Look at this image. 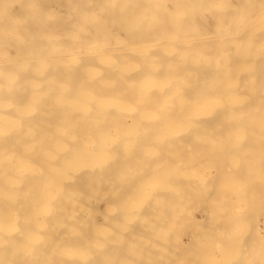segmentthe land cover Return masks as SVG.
Returning a JSON list of instances; mask_svg holds the SVG:
<instances>
[{"label": "bare ground", "instance_id": "obj_1", "mask_svg": "<svg viewBox=\"0 0 264 264\" xmlns=\"http://www.w3.org/2000/svg\"><path fill=\"white\" fill-rule=\"evenodd\" d=\"M243 10L241 12H243ZM260 10L250 15L248 14V18H246V20L244 21L237 20L238 27H233L234 29L232 28V26H234L236 23H230L229 26L232 29H230L229 32L222 31L219 33H210L207 29V32L205 31L204 35H200L199 37L180 36L173 39L164 37L162 39H156L154 42L151 41L155 45V48L154 46L152 47L154 50L152 49V51H149L148 45V50H146L149 52L147 54L143 53L147 56L145 57L147 58V61L145 60L144 56L142 57L143 60H140L141 58H138L139 56L136 53L138 49L143 50L146 48L147 45L142 46L141 43H138L139 45L141 44V46H135V44H133V47L132 44H130L131 48L129 49H126V46H99L96 44L95 46L89 47V49L94 51L88 52L90 56L92 55L91 57H89L88 54V58H85L83 56L85 54L83 53L91 50H85L83 47H77L78 49H74L73 52H70L66 55L57 54V56L55 55L56 57L53 55L54 58H50L49 56L42 53L41 55H38L36 53L32 56L20 55L22 57L20 60H15V58L14 60H12L10 58H7L6 56L4 59H1L4 60V62L2 61L3 63L0 64V264H113V257L117 258V264H152L153 260L152 262L150 260L153 258H151V256H153L152 254H150V258L147 256L150 260H148L150 263L148 261L146 262V260H143L146 256V252L143 255V248L147 249V247L145 246H132L128 249V254L130 253L132 256L133 254L139 255H134V257H138V259H140L141 261H137L136 258V260L133 259L132 257H130L131 255L128 254H125V256L127 255L125 259L123 257L124 255L121 257L117 256V254H113L115 256H112L111 253L113 251H116L117 249V251L120 250L119 248H115L120 245L118 244L119 242L116 243V245H118L115 247L113 246L114 243H111L113 241L112 235L116 237V235H114L113 233H117L118 231V229L116 231V228H112L115 225V218H111L113 221H111V224L109 223V225H113L111 228L113 230L115 229L114 232L110 230L112 235L107 234L111 237L108 236V238H106L107 236L103 232L104 238L102 237L103 240L100 241L101 246H98V242L101 238L99 239V234L97 235V231L91 223L95 214V212L93 214L92 211L93 205H84L82 203V196L85 197V193L90 192L91 196L94 195L97 199L96 202L103 199L110 204L115 201L119 204H123L122 206L119 205L122 212H124L121 213V215L124 214V216H127L128 210L130 209L129 202H131L132 199L140 197L144 194H152V200L144 197V195L141 202L144 201L146 202V204H148L155 201L154 204H156L157 206L154 204H144L143 206V203H139L143 206L140 207V210L144 211L140 214V216H138V218L141 220V222L143 221V223L145 219H149V217H147L148 215H146L147 210L150 211L153 209H157L160 211L161 209H165V212L166 210H170L172 212L173 216H171L173 218H178L177 211H179V209H183V211L184 209H189V211H186L187 214H189L192 206L189 207L185 206L186 204H182L186 202L190 203V201L195 198L194 195L196 193L200 194V192L198 191L200 189L194 191L193 188L195 189V187H192V175L193 173H195V171L193 170V158L196 154V157L198 155L200 156V158L203 156V160H207L204 169H206L211 176H213L214 173L213 169H218V173L220 172L219 176L221 175V178H219L217 173L216 177L218 179H223L222 181H225L226 177L228 179H231L227 182H230L228 186L229 188L227 187L229 190L226 188V185L225 188L227 189V191H221L219 189V192L221 191V193H229L230 195L233 194L234 196H236L235 200L233 201L234 205L232 204L231 207H222L221 205V208L219 210L220 213L218 214L224 215L229 210L228 217L225 216L226 218H224V216L222 215L218 216L223 217L222 222H225L223 224L225 226L226 224H229L231 228L233 226L240 227V225L242 226L243 224L246 228L248 226L250 227L251 225H253L254 227L255 224L258 225V223L252 224L256 222V220L254 221V219L252 218V220H250L249 215H251L253 212L251 211V214L249 212L251 209L253 210L254 207L250 206L252 203H247L249 202V199H244L245 207H247V212L243 210L241 211L242 207H240V205L238 206L237 203L241 202V195L243 193H246V195L248 196L249 193L247 194V189L250 188H247L248 185L245 186L243 184L245 186V189L242 186L241 187L243 189H239V181L242 180L248 183L247 180L249 179L252 180V182L249 184H252L253 182L256 183V181H253L252 178L255 179L258 174L255 175L256 177H253L254 175H252L251 179L250 175L253 174L252 172L254 169L259 170V168L264 163V9ZM14 12H17V10ZM177 12L179 11L177 10ZM90 13L91 12H89V14ZM205 22L207 24L206 20ZM195 32L197 31L195 30ZM33 33L36 35L35 32ZM188 34L189 33H187V35ZM225 41H228L229 43H225ZM146 43L148 42H145L144 45ZM128 50H136L133 53H136L135 56L137 57V59L131 55L133 54L131 51L130 54H127L129 52ZM74 55V58H76V56L79 58V55H82L80 59L84 58L79 62L78 60H76L78 63V65H76L78 67H81V69L82 67L86 69L89 65L92 64L94 66V63L96 62L91 63V61L93 60L105 62L107 66L98 62V64H95V66H99V64H101L102 68H105L103 66H106L105 69L108 76L105 74V71H102V77L99 76L101 75L100 73L98 75V77L100 78L97 77L98 81L96 79L95 81L97 82H95L92 78H96V76H93L89 79L85 78L87 76H83L84 74H86V72L82 71L84 69L79 70V68L76 67V69H71H75L74 71L70 70V72L65 68L64 64H61L59 68H56V66L58 67V63L60 64L64 60L69 62L68 60L72 59ZM129 55H131V57L137 62H140V64H142L141 61H143L144 63L148 62L146 64V67L143 64L142 65L144 68H135L136 65L134 67L129 66V57H127ZM85 56H87V54ZM124 57H126L127 60L123 59ZM86 59H88V61H86ZM5 60H7L6 63ZM70 63L68 65H66V63L65 65L74 66L72 62ZM62 65L64 66V69L61 67ZM147 65L152 66L154 69L146 71L145 68L148 67ZM108 71H111V76L108 74ZM113 73L115 74L113 75ZM82 77H84L85 80ZM108 79H110L112 83H110L111 85L108 87V89H103L104 91L107 90L108 92L101 93L103 91L101 89V86L104 84L106 85V81ZM85 83H88V86H86ZM98 83L100 84V86L98 85ZM228 84H232L236 92L234 90V92L232 93L231 91L233 90L231 89L233 88L232 86L230 88V85ZM137 88L143 89V91H139V94L142 96L136 94ZM99 89L100 91H102L96 92ZM110 90L111 94L116 91L117 94H121V91H124L126 95L130 96L131 98H135V96L137 98L141 97L142 100L139 99L141 101L138 100L139 102H137L138 105H141L139 107L136 105V103H134L135 101H133L136 98L133 100H131L130 97L126 98H129L128 100L130 101V105L133 103L134 107L136 105L140 109H138L137 107L136 109H134L133 106H130L129 103H127L129 107L133 108H130L131 111L136 110L135 112L132 111V114L128 113L129 107H126L125 105L126 99L125 101H123V103L119 102V100L118 102H116V97H118L119 99L123 97V95L122 97H119L121 95L118 96L116 93H114L116 94V96H111L110 94L111 97L109 98L111 99L112 97H115L113 100H116V103L113 100V102L111 100L109 102L107 100L108 97H105L107 101L98 100V97H104L105 95H107V93L109 94ZM228 90L230 92H227ZM125 93L123 94L126 97ZM83 97L87 99H96L97 97L98 99L97 101H85L82 99ZM183 98H185V100H183ZM99 104H101V106H98ZM110 105L114 107H110ZM123 105L125 109H122ZM126 108H128L127 112ZM52 130H54V133ZM55 132H57V135L59 133L60 134L57 136ZM178 148L186 149V153L177 156L180 157V160L185 161L184 164H182L184 166V173L182 174L183 178L178 176L179 173L177 171V168L179 167L176 164L177 161L172 162L171 159L175 157L174 151ZM209 150L214 151V153L210 151L211 153H213L212 155H214V157L219 155V158H216H222V160H225V156H223V158L222 155H226L228 153V155H230L226 157L228 158L231 155L234 156L236 163L228 165V162L231 163V161H228L229 158L228 160L226 158L228 162L226 161L227 163H223L227 165V167H225L224 165L219 167L218 165L222 164V160L220 164H217V159L216 162L213 160L209 161V157L211 156L206 153ZM241 150L244 151L242 152ZM15 151H19L16 154L14 153L15 158L17 157V163L10 160L11 157L14 156L13 152ZM10 155L11 157L9 159L8 156ZM129 155L134 157L132 161H135V159L139 161V166L138 162L135 161V163H137L136 166L139 168V172H137L136 175H126L124 172V170L128 169V167L126 166L127 161L131 160V156ZM232 156L230 158H232ZM243 158H249L253 160L251 162V160L247 159V172L242 169L243 167L245 169L244 165H246L241 162ZM249 161L252 164L255 161V164L251 166L252 168L248 166L250 165ZM130 163L132 162L130 161ZM199 163L203 162L199 159ZM260 164L261 166L258 167ZM200 166L202 167L203 165ZM232 166L235 169H233ZM133 170L130 171L133 172ZM242 170L245 172H243ZM256 170H254V172ZM256 173L258 172H255V174ZM261 174H264V172ZM202 175L199 174L200 177ZM243 177H245V180H243ZM43 178H47L46 182H50V184H52L54 188L51 189V187L49 186H45V189H43L42 187V190H40L41 188H37V191L36 189L34 191V194L35 192L37 194H35L36 196H34V194H31V192L34 190L33 186L38 185L36 182L40 180L41 182L38 183L40 185L41 183L42 185H45L43 184ZM116 178H118L117 182L119 181L121 186L120 184L115 185V183L113 182V180ZM218 179L217 181H220L221 183L222 181ZM233 180H235L234 182H237L236 186H233ZM262 181L263 180H261L260 182ZM214 182L215 181L213 180V183L210 182L211 184H207L212 185L214 184ZM216 182L215 184H217ZM198 183L200 184V182ZM224 184H226V182ZM259 184L260 183H258V185ZM149 186H151L153 189L157 188V190H147V187ZM215 186L216 185H214V187ZM261 186L262 184L260 185V187ZM98 188L100 189L98 190ZM202 188H204V186ZM148 189H150V187ZM255 189L256 187L254 186V190ZM251 190L252 189H250L249 191L252 194L253 190ZM193 191L195 193L194 195H192L194 196L193 199H191L190 195L193 193ZM205 192L203 193V190L201 191L202 194H205ZM208 192L209 195L213 192L214 196H218L221 194L218 193V191L216 192L213 188H211V190H209ZM215 192L218 194H216ZM262 192L264 193V190ZM213 193L211 194V196L213 195ZM28 194H31L33 197L27 199V196H29ZM176 194H178V196H181V198H184V202L181 199H177L176 196L174 198V195ZM197 194L196 196H199V199L203 197L202 194L201 198L200 195ZM206 194L208 195V193ZM251 194H249V197H251L252 199V196L256 195L257 193H253V195ZM87 195L86 197L88 198ZM217 196L215 198H219L220 200V197ZM90 197L88 198V200H91L92 197ZM260 197L262 196L260 195ZM253 198L257 197L255 196ZM175 200H179V202H174ZM213 200L211 202L212 204ZM219 200H217L218 206L216 205L218 208ZM196 201L197 200H195V202ZM206 201L210 202V200ZM94 203L92 202V204ZM161 203H164L165 205L158 206V204ZM175 203H179L180 205H176ZM197 203H199V201H197ZM193 204H195L194 206H196V203L193 202ZM202 204L204 205L200 204L198 207H196L198 210V214L197 216H195V218L198 220L212 218L209 224L212 225L213 222V227H216L214 226V224H216V221L214 220H218L219 218L215 217L213 219L214 216L210 218L209 211H216L217 208L215 207V210L213 208V205L208 206V203L206 202H202ZM228 204L229 203H227L226 205L228 206ZM255 204V208L258 207ZM119 206H116V208L118 207L119 209ZM245 207L244 209H246ZM249 207H251L250 210ZM116 208L114 207V209ZM262 209L264 208L262 207ZM106 212L108 214V211ZM112 213L113 212L109 211V214ZM133 213L134 212H132V215L135 214ZM262 214L264 213L262 212ZM112 215L116 216L115 221L117 220V223L121 222V220L118 221L121 217L122 220L125 221L124 216L120 217L119 213L118 215L115 213ZM132 215L131 217H134ZM253 215H256V213L252 214L251 217ZM107 216L108 215H106V217ZM117 216H119V219ZM172 217H169L168 219H172ZM138 218L135 220H139ZM163 220L165 219H162V221ZM180 220H177V223ZM220 220L219 223H222L220 222ZM95 222L97 223V221ZM137 222L141 223L139 221ZM133 224L134 225L130 223V225L135 228V221L133 222ZM191 224L193 225L194 223ZM196 224H199L198 221ZM118 225L116 224V227H119ZM123 225H126V223L124 224L123 222ZM139 225L140 224H138V226ZM179 225L180 224H177V229L180 228ZM163 226H165V224ZM181 226L183 227V223ZM152 227H154L155 229V226ZM199 227L201 228L202 226L199 224ZM129 228H127V230H129ZM185 228L187 229V227ZM209 228L210 227H208V229ZM246 228L244 232L250 236V234H248L249 228ZM122 229H119V231H124ZM135 229H139H137V225ZM208 229L205 228L204 230L206 232L204 231V233L212 231L210 229L208 231ZM239 229L240 228H238V232ZM140 230L138 231L139 233ZM173 230H175V228L172 229V231ZM179 230L181 231L182 228ZM225 230V227L222 226L221 232ZM247 230L248 232H246ZM187 231L188 230H186L185 233ZM240 231H242V229ZM250 231L253 232L251 230V227ZM244 232H242V234L245 235ZM167 233L170 234L169 230ZM190 233L193 232L190 231ZM100 234L102 235L101 232ZM123 234H121V237ZM130 234L131 232L129 233V238L131 240V238H133L134 236H131ZM140 234L142 236V233ZM224 234L226 233L224 232L223 235ZM150 235H152V232H150ZM181 236L180 238L183 239L184 237L182 238ZM240 237L241 236H239L237 240L235 239L236 242ZM158 238H160V236ZM244 238L247 239L248 236H245ZM256 238L257 237H255V240L254 238L251 240H253L254 242L258 241L259 239L261 240V238H259L258 240H256ZM230 239L228 240L232 243L233 240ZM242 239L243 238H240V241L238 243H241ZM245 239L242 242L246 241ZM191 240H193V238ZM225 240H227V238H222V240H220L222 241V243L218 247H222L221 252H223L224 249H226V251H229V249L232 250V246H227V242H224ZM164 241L167 242V240ZM179 241L181 240L179 239ZM208 241H206V243ZM247 241L250 242L249 239H247ZM247 241L246 244H244L245 242L242 244L241 249L239 247L241 251H244L243 245L246 246L245 249H247L249 245L252 246L253 243L249 244L247 243ZM151 243L154 244L153 241ZM164 243L165 242H163L162 244ZM231 243L228 244L231 245ZM202 244H204V242ZM232 244H235V242ZM237 244H235V246H237ZM192 245L193 244H191V246ZM157 246H159V243ZM174 246L177 247L178 245L176 244ZM188 246L189 244L187 245V247ZM225 246L230 248L227 249L225 248ZM252 247L249 248L253 249L255 248V245L253 248ZM123 248L121 247L122 250ZM150 248L148 247L149 250ZM172 248L171 251L174 250L176 254L177 252L175 248ZM198 248L200 249V246H198ZM177 249L179 250V248ZM236 249L238 248H235V250ZM161 250L164 251L162 248ZM167 251L169 254H171V252H169L170 249L166 250V252ZM161 252H157L159 256L160 254H162ZM236 252H232L231 254H236ZM147 253H150V251ZM168 253H166V256ZM182 253H180V255ZM238 253L236 255L239 256ZM189 254L191 253H188V255ZM252 254H247L245 256L251 258L252 261L254 259L256 260L257 257H264V255H260V253L254 255ZM186 255H184V257H186ZM212 255L213 254L208 256ZM159 256L157 255V257ZM162 256L166 257L165 254ZM212 257H215V255H213ZM231 258L232 257H230V261L232 260ZM198 259L199 258L197 255V257L194 258L195 261H193L195 263H198ZM222 259L223 260L221 261L225 263V260H227L228 258L226 259L222 257ZM251 259H248V261H251ZM155 260L154 263H156ZM170 260L169 262H173V259L171 261ZM236 261L237 260H232V262ZM254 261L250 262V264H258L257 261ZM167 262H165V264H167ZM232 262L229 263L232 264ZM237 262L239 263L236 264L242 263V261ZM218 263L219 262H217V264ZM198 264H200V262Z\"/></svg>", "mask_w": 264, "mask_h": 264}, {"label": "rangeland", "instance_id": "obj_2", "mask_svg": "<svg viewBox=\"0 0 264 264\" xmlns=\"http://www.w3.org/2000/svg\"><path fill=\"white\" fill-rule=\"evenodd\" d=\"M230 3H228V2ZM262 1V2H261ZM81 2H83V3H81ZM88 2V3H87ZM232 2V3H231ZM60 3V4H59ZM252 3V4H251ZM22 4H23V6L25 7H23L22 6ZM232 4V5H231ZM238 4V5H237ZM100 5V6H99ZM181 5V6H180ZM234 5V6H233ZM101 6H102V8H101ZM116 6V7H115ZM222 6V7H221ZM239 8H238V7ZM246 6H248V7H246ZM250 6V7H249ZM230 7V8H229ZM23 8V9H22ZM68 8V9H67ZM247 8V9H246ZM238 9V10H237ZM244 9V10H243ZM260 9H264V0H82V1H80V0H44V2H43V0H0V34H4V35H0V64L1 63H3L4 62V60H1V59H4L5 58V56L7 57V58H10V59H12V60H14V58H15V60H20L22 57L21 56H32V55H34V54H40L41 55V53L42 54H45V55H47V56H49L50 58H52L53 57V55L55 56H57V54H59V55H66V54H68V53H70V52H73L74 51V49H78L79 47H83L85 50H91V49H89V47L90 46H95L96 44L97 45H99V46H108V45H110V46H126L125 48L126 49H129V48H131V46H130V44H132V47H133V44H135V46H141V44H142V46H146V48L145 49H143V50H146L147 49V47H148V45H149V47H148V49H149V51H152V47L154 46V48H155V45L151 42V41H155L156 39H162V38H171V39H173V38H178V37H180V36H195V37H199L200 35H204V33H205V31L207 32V29H208V32H215V33H219V32H222V31H226V32H229V30L230 29H232L233 27L234 28H236V27H238L237 25H238V21L240 20V21H244V20H246V18H248V14L250 15V14H252V13H255L256 11H259ZM17 10V12H14V11H16ZM19 10V11H18ZM177 10L179 11V12H177ZM233 10V11H232ZM236 10V11H235ZM243 10V12H241ZM91 12L90 14H92V15H90L89 14V12ZM182 13H181V12ZM246 11V12H245ZM261 11V10H260ZM24 12V13H23ZM73 12V13H72ZM240 12H241V14H240ZM244 12H245V15H244ZM240 14V15H239ZM52 15V16H51ZM73 15V16H72ZM129 15V16H128ZM188 15V16H187ZM20 16V17H19ZM74 17V18H73ZM7 18V19H6ZM30 20H29V19ZM53 18V19H52ZM58 18V19H57ZM61 20H60V19ZM196 18V19H195ZM239 18V19H238ZM9 19V20H8ZM56 19V20H55ZM96 19V20H95ZM204 19V20H203ZM205 20L207 21V24H206V22H205ZM238 20V21H237ZM3 21V22H2ZM60 21V22H59ZM145 21V22H144ZM67 22V23H66ZM8 23V24H7ZM217 23V24H216ZM230 23H236L234 26H232V28H230V26H229V24ZM186 24V25H185ZM119 25H121V26H119ZM171 29H170V28ZM183 27H184V29H183ZM195 28V29H193V28ZM199 27V28H198ZM59 28V29H58ZM191 28V29H190ZM201 28H202V30H201ZM204 28V29H203ZM206 28V29H205ZM233 28V29H234ZM181 29H182V31H181ZM199 31H198V30ZM210 29H211V31H210ZM57 30V31H56ZM58 30H60V31H58ZM193 30H194V32H193ZM195 30L197 31V32H195ZM13 31V32H12ZM51 31V32H50ZM62 31V32H61ZM179 31H181V32H179ZM29 32V33H28ZM33 32H35L36 33V35L33 33ZM189 33L188 35H187V33ZM192 32V33H191ZM37 33H38V35H37ZM48 33V34H47ZM198 33V34H197ZM5 34H7V35H5ZM9 34V35H8ZM21 34V35H20ZM24 34V35H23ZM25 34H27V35H25ZM30 36H29V35ZM33 34V35H32ZM128 34V35H127ZM138 35V36H137ZM154 35V36H153ZM164 35V36H163ZM8 36V37H7ZM148 36V37H147ZM152 36V37H151ZM22 37V38H21ZM61 37V38H60ZM64 37V38H63ZM68 39H67V38ZM5 38V39H4ZM24 38V39H23ZM142 38V39H141ZM144 38H145V40H144ZM70 40V41H69ZM72 40V41H71ZM122 40V41H121ZM133 40V41H132ZM137 40V41H136ZM131 41V42H130ZM34 42V43H33ZM122 42V43H121ZM126 42V43H125ZM143 42V43H142ZM145 42H148V43H146L145 45H144V43ZM7 43H8V45H7ZM51 43V44H50ZM62 43V44H61ZM64 43V44H63ZM138 43H141L140 45L138 44ZM225 43H229L228 41H225ZM224 43V44H225ZM12 44V45H11ZM22 46H21V45ZM33 45H35V46H33ZM59 45V46H58ZM75 45H76V47H75ZM152 45V46H151ZM130 46V47H129ZM4 47V48H3ZM36 47V48H35ZM78 47V48H77ZM128 47V48H127ZM3 48V49H2ZM9 48H11V49H9ZM13 48V49H12ZM26 48V49H25ZM147 49V50H148ZM10 50V51H9ZM14 50V51H13ZM19 50V51H18ZM142 50V49H141ZM141 50H137V55L139 56L138 58H141L140 60H143L142 59V57L144 56V58L145 57H147L146 55H144L145 53L147 54L149 51H141ZM154 50V49H153ZM36 51V52H35ZM41 51V52H40ZM47 51V52H46ZM50 51V52H49ZM94 50H91V51H86L85 53H83V54H87V56H85V55H83L82 53V55L86 58H88V52H93ZM129 52L127 53V54H130L131 52L133 53V52H135L136 50H134V51H132V50H128ZM131 51V52H130ZM156 51V50H155ZM3 52V53H2ZM17 52V53H16ZM19 52V53H18ZM25 54H24V53ZM127 52V51H126ZM10 53H12V54H10ZM55 53V54H54ZM136 53H133V54H131L132 56H134V58H136L137 59V57L135 56L136 55ZM144 53V54H143ZM6 54H8V55H6ZM29 54V55H28ZM162 54V53H161ZM21 55V56H20ZM44 55V56H45ZM82 55H79L80 57L82 56ZM131 55H129V56H127V57H129V66H132V67H134L135 65V68L137 67V68H139V67H143V65H145V67H146V64L148 63H144L143 61H141L142 62V64H140V62H137L135 59H133L132 57H131ZM142 55V56H141ZM4 56V57H3ZM55 56V57H56ZM92 56V55H91ZM90 56V54H89V57H91ZM75 57V55L72 57V59H70V60H68L69 62H67L66 60H64L62 63H58V67L56 66V68H59L60 67V65L61 64H64V66H65V68L67 69V70H71V69H73V68H75L76 69V67L77 68H79V70L81 69V67H78L77 65H78V63H77V61L76 60H78V62L79 61H81L82 59H84V58H82V59H80V57L78 58L77 56H76V58H74ZM111 57V56H110ZM131 57V58H130ZM17 58V59H16ZM54 58V57H53ZM90 59V58H89ZM108 59H112V58H108ZM123 59H125V60H127L126 59V57H124ZM130 59H131V61H130ZM145 60L147 61V58H145ZM3 61V62H2ZM86 61H88V59H86ZM91 61V60H90ZM7 62V60H5V63ZM70 62H72V64H74V66H72V68H71V66L69 67V66H66V65H68ZM75 62V63H74ZM92 62H96V63H94V66H93V64L92 65H89L86 69L85 68H83L82 67V69H84V70H82V71H84V72H86V74H84L83 76L85 77V76H87V77H85L86 79H89V78H92L93 76H96V78H92V79H94L93 81H95L96 79H97V77H98V75L101 73V75H99L100 77H102V71L104 72H106V66H107V64H105V62H102V61H98V60H93V61H91V63ZM102 63V64H105L106 66H103V67H105V68H102L101 67V64H99V66H95V64L97 65L98 63ZM67 63V64H66ZM90 63V64H91ZM131 63V64H130ZM66 64V65H65ZM71 64V63H70ZM77 64V65H76ZM140 65V66H139ZM142 65V66H141ZM63 65L61 66L62 68L64 67ZM148 67H150V68H145V70L147 71V70H151V69H154L152 66H150V65H147ZM68 67V68H67ZM92 68H93V70H92ZM102 70H101V69ZM144 68V67H143ZM64 69V68H63ZM74 69V70H75ZM87 69H88V71H87ZM97 69V70H96ZM74 70H71V71H74ZM134 70V69H133ZM141 70H143V69H141ZM66 71V70H65ZM70 71V72H71ZM68 72V71H67ZM93 72V73H92ZM109 73V75L111 76V71H108ZM97 74V75H96ZM106 75H107V72L105 73ZM115 73H113V75H114ZM106 75H104V76H106ZM112 75V76H113ZM108 76V75H107ZM84 77H82L84 80H85V78ZM100 77H98V78H100ZM109 78V77H108ZM97 81H98V79H97ZM97 81H95V82H97ZM110 83H112V81H110V79H108L107 81H106V85L104 84V85H102L101 86V89L103 90H105V89H108V87L111 85ZM86 84V83H85ZM88 84V83H87ZM86 84V86H88ZM108 84V85H107ZM98 85L100 86V84L98 83ZM185 85V84H184ZM228 85H230V88H231V86H232V84H228ZM104 86H107V87H104ZM104 87V88H103ZM153 88H155V87H153ZM153 88H152V90H153ZM229 88V89H230ZM232 88H233V86H232ZM142 88H137V93L136 94H138L139 96H142V95H140L139 94V91H143V89L141 90ZM101 90V91H102ZM100 91V89L98 90V91H96V92H101V93H106V92H108L107 90L106 91ZM231 90H233V91H231L232 93L234 92V88L233 89H231ZM135 91V90H134ZM113 92V91H112ZM119 92V91H118ZM125 93L124 91H121V94L119 93V94H117V91L116 92H113V94H111V90H110V92H109V94L107 93V95H105L104 97H101V99H100V97H96V99L95 98H85V97H83L82 99L83 100H85V101H97V99L100 101V100H104V101H109L110 102V100L112 101L115 97H112L111 99H109L112 95H115L116 96V94L119 96V95H121V96H119V97H122V95H123V97L121 98V99H119L118 97H116L115 99L117 100H113L114 102L116 101V102H118V100H119V102H121V103H123V101H125V99L127 98V97H130V96H127L126 95V93H125V95H126V97L124 96V94L123 93ZM191 92V91H190ZM196 92H198V91H196ZM227 92H230L229 90L227 91ZM235 92H236V90H235ZM114 93H116V94H114ZM130 93V92H129ZM133 93V92H132ZM110 94H111V96H110ZM134 94H135V92H134ZM105 97L107 98L108 97V99L106 100L105 99ZM104 98V99H103ZM131 98V97H130ZM136 98V99H135ZM135 98L134 97H132L131 98V100H133V99H135V100H133V101H135L134 103H136V105L139 107V106H141V105H138V103L137 102H139V101H141L142 99H141V97L140 98H137L136 96H135ZM129 99V98H128ZM128 99H126V101H125V105H126V107H129L128 105H127V103H129V105H130V101L128 100ZM139 99H141V100H139ZM139 100V101H138ZM183 100H185V98H183ZM101 101V102H102ZM112 101V102H113ZM127 101H129V102H127ZM115 102V103H116ZM120 103V104H121ZM132 103V102H131ZM102 104V103H101ZM101 104H99L98 106H101ZM122 105V104H121ZM120 105V106H121ZM135 105V107L133 106V103L130 105V106H133V108L134 109H136V106ZM110 107H114V106H112V105H110ZM137 107V108H138ZM54 108V107H53ZM59 108V107H58ZM130 108L131 107H129V112L128 113H130V114H132L133 112L132 111H134V110H130ZM133 108H131V109H133ZM122 109H125L124 108V105H123V108ZM127 110H126V112L128 111V108H126ZM138 109H140V108H138ZM131 111V112H130ZM136 111V110H135ZM134 111V112H135ZM126 115H129V114H126ZM74 126H77V125H74ZM53 131V133H54V130H52ZM56 133V135H57V132H55ZM59 133V132H58ZM60 134V133H59ZM58 134V135H59ZM57 135V136H58ZM54 136H55V134H54ZM251 140V139H250ZM248 141V140H247ZM178 150V151H177ZM185 150L186 149H183V148H178V149H176L175 151H174V153H175V157H177V156H179V155H181V154H183V153H186L185 152ZM207 151V150H206ZM205 151V152H206ZM211 150H209L208 152H206L209 156H211V157H209V161L210 160H213V161H217V164H220L221 163V160H222V158H220V159H217V158H219V155L218 156H215L214 157V155H212L213 153H214V151H211V152H213V153H211L210 152ZM242 152L244 151V150H241ZM19 152V151H18ZM18 152H13V154L15 153H18ZM11 153V152H10ZM210 153H211V155H210ZM225 153H227V152H225ZM245 153V152H244ZM12 154V155H13ZM15 154H14V156L13 157H11V155L10 156H8V158L10 159V157H11V161H15L16 163H17V157L15 158ZM197 155V154H196ZM196 155H195V157L193 158V160H194V171H195V173H193V175H192V187H195V189L193 188V190L194 191H197L198 189H200V190H198L199 192H200V194H197V195H200V198L202 197L201 196V191L203 190V193L205 192V194H202L203 195V197L201 198V199H199L197 196H196V194L194 195V191H193V193L190 195V198L191 199H193V197L195 196V198L193 199V200H191L190 201V203H188V202H186V203H183L182 205H185V206H189V207H191L192 206V209L190 210V213L189 214H187V212L186 211H189V209H184V211H183V209H179V211H177V217L178 218H173L172 216V212L170 211V210H166V212H165V209H161L160 211L159 210H157V209H153V210H147V214L146 215H148L147 217H149V219H145V221H144V223H143V221L141 222V220L138 218V216H140V214L141 213H143V211L142 210H140L141 208L140 207H143L144 206V204L145 205H149V204H154L155 203V201H153L152 203H148V204H146V202H141L142 201V197L144 196V197H146V198H149V200H152L153 198H151L152 197V194H144V195H141L140 197H136V198H134V199H132L131 200V202H129V206H130V209L128 210V214H127V216H124V214H122L121 215V213H124V212H122V210H121V207L119 206V205H123V204H119L118 202H112L111 204L110 203H107L105 200H100V201H98V202H96V198H95V196L94 195H92L91 196V194H90V192L89 193H85V197H83L82 196V203L84 204V205H93V208H92V211H93V214H94V212H95V214H94V218H93V220L91 221V223H92V225L95 227V229H96V231H97V235H98V237H99V245L98 246H101V242L100 241H102L103 239H102V237H103V232H104V234H106V238H108V236H110V235H112V233H111V231H113L114 232V230L112 229V228H116V231H117V229H118V231H117V233H113L114 235H116V237L115 236H113L112 235V239H113V241L111 242V243H114L113 244V246L115 247V246H117L118 244H120L119 246H117V247H115V248H119L120 250L119 251H113L111 254H112V256H115V255H113V254H117V256H123L124 257V259H125V257H127V255L125 256V254H128V249L130 248V247H140V246H145V247H147V249H148V247L150 248V250L148 249V251H147V249L145 248H143V250H144V252H143V255L145 254V252H146V256L144 257V259L143 260H146V262L149 260V256H151L150 254H152L153 256H151V258L152 259H150L151 260V262H152V260H153V262H152V264H161V262H162V264H165V262H167V264H169V263H171V264H196L194 261L197 259H195L194 260V258L195 257H197V255H198V260L197 261H199L200 262V264H217V262H219V263H221V264H225L227 261V263L226 264H231V263H229V262H232V260L233 261H235V260H237V261H242V263H240V264H250V262H253L252 261V259L251 258H248V257H246L245 255H247V254H249V255H251L253 252V254L252 255H254V254H259L260 253V255L261 254H263L264 255V214H262V212L264 213V209H262V207L264 208V193L262 192L263 190H264V174H261V173H263L264 172V167H263V165H264V163L262 164V166H261V164L258 166V167H260V168H262V169H260L259 168V170H256V169H254V170H256L255 172H258V173H256L255 174V172H254V170H253V174H251L250 176V179L252 178V175H254L253 177H256L255 175H257V177L254 179V178H252L253 179V181H256V183L255 182H253L252 184H249V183H251L252 182V180H247V182L248 183H246V181H242V180H240L239 181V189H241L242 187L245 189V186L246 185H248L247 186V188L248 187H250V188H246L247 189V194L249 193V194H251V192L249 191L250 189H252L253 191H256V192H253L252 190V194L251 195H253V193L255 194V193H257L256 195H254V196H252V199H251V197H249V194H248V196L246 195V193H243L242 195H241V197H242V199H241V202L240 203H237L238 204V206L240 205V207H242L241 208V211L243 210V211H245V212H247L246 210H247V207H245V201H244V199L246 198V200H248L249 202L250 201H253L254 199L256 200V202H255V200L253 201V202H247L248 204H251L250 206L252 207H254L253 208V210L251 209V207H249V210H250V214L252 213V214H254V213H256V215H253L252 217H251V215H249V217H250V220H252V219H254V221L256 220V222H254V223H252V224H255V223H258V225H256L255 224V227H257V228H255L253 225H251L250 227H251V230L253 231V232H251L250 231V227L248 226L247 228L245 227V225L243 224L242 226H244V227H242L241 225H240V227L239 226H233L232 228H231V226H229V224L227 225L226 224V226L223 224V223H225L224 221L222 222V218L223 217H218V216H224V218H226V217H228V212H229V210L227 211V213L226 214H218V213H220V208H221V205H222V207L223 206H225V207H231V205L233 204L234 205V203H233V201L235 200V197L236 196H234L233 194H229V193H221V191H227V189L229 188L228 186H229V184H230V182L229 183H227L229 180H231L230 178L228 179L227 177L225 178V181H222L221 179H218L216 176H217V173H218V169H213V176H211L208 172H207V170L206 169H204V167H205V164H206V162H207V160L205 161V159L203 160V156L200 158V156L198 155L197 157H196ZM230 155V154H229ZM228 155V153L226 154V155H222V157L223 156H225V160L223 161L222 160V164L221 165H218L219 167L220 166H225V167H227V165H225L224 163L228 160V158H229V160L228 161H231V163H229L228 161V165L229 164H233V163H236L235 162V158H234V156H232V158H230V157H226V156H229ZM17 156V155H16ZM129 156H131V155H129ZM175 157H173V158H171L172 159V162H176V164L178 165V167L179 168H177L178 170V176L179 177H182L183 178V173H184V166L182 165V164H184V162L185 161H183V160H180L179 158L180 157H177V158H175ZM217 157V158H216ZM221 157V156H220ZM197 158H198V160H197ZM213 158H215V159H213ZM224 158V157H223ZM226 158H227V160H226ZM16 159V160H15ZM131 160H128L127 161V163H126V166L128 167V169H126V168H124V169H126V170H124V172H125V174L126 175H136L137 174V172H139L138 170H139V168L136 166V164L137 163H135V161H137V159H135V161H132L133 159H134V157L133 156H131V158H130ZM175 159V160H174ZM199 159H200V161H202L203 163H199ZM217 159V160H216ZM233 159V160H232ZM247 159H249V158H247ZM247 159L246 158H243L242 160H241V162H243V164H246L248 161H247ZM220 160V161H219ZM244 160V161H243ZM245 160H246V162H245ZM249 160H251V162L253 161L252 159H249ZM130 161L132 162V163H130ZM232 161H234V162H232ZM264 161V160H263ZM138 162V166H139V161H137ZM141 162V161H140ZM196 162H197V164H196ZM224 162V163H223ZM226 162V163H227ZM245 162V163H244ZM250 161H249V164L250 165H248V166H250V168H252L251 166H253L254 164H255V161H254V163L252 164ZM199 163V164H198ZM129 164V165H128ZM134 164H135V166H134ZM248 164V163H247ZM247 164L246 165H244L245 166V169H244V167L242 168L243 170H245L246 171V168H248V167H246L247 166ZM133 165V166H132ZM180 165V166H179ZM200 165H203L202 167L200 166ZM234 165H236V164H234ZM131 166V167H130ZM133 167V168H132ZM136 168V169H135ZM199 168V169H198ZM200 168H202V169H200ZM232 168L233 169H235L233 166H232ZM136 171H134V170ZM130 170H133V172L132 171H130ZM202 170H204V171H202ZM206 170V171H205ZM242 170V171H243ZM262 170V171H261ZM126 171H127V173H126ZM193 171V172H194ZM245 171H243V172H245ZM252 171V170H251ZM260 171V172H259ZM247 172V171H246ZM199 174L200 175H202L201 177L199 176ZM206 174V175H205ZM219 174H220V172L218 173V176H219ZM181 175V176H180ZM210 175V176H209ZM195 176V177H194ZM221 176V175H220ZM219 176V178H221ZM200 177V178H199ZM212 178V179H211ZM234 178V177H233ZM242 178V177H241ZM262 178V179H261ZM51 179V178H50ZM207 179V180H206ZM217 179L218 180H221L222 182L220 183V181H217ZM226 179H227V181H226ZM43 181H44V183L43 184H45V185H42V183H41V185L39 184L40 182H41V180L40 181H38V182H36L38 185H35V186H33V188H34V190L31 192V194H34V191H35V189H36V191H37V188H41L40 190H42V187H43V189H45V186L47 187V186H49V187H51V189H53L54 187L52 186V184H50V182H46V180H47V178L45 179V178H43L42 179ZM117 180H118V178H116V179H114L113 180V182L115 183V185H118V184H120V182L118 181L117 182ZM200 180H202V181H200ZM213 180L217 183V184H215V182H214V184H212V185H209V184H207V183H213ZM243 180H245V177H243ZM259 180V181H258ZM261 180H263L262 182H260ZM49 181V180H48ZM51 181V180H50ZM235 180H233V186H236L237 185V182H234ZM241 181H242V183H241ZM53 182V181H52ZM198 182H200V184L198 183ZM202 182V183H201ZM204 182H206V183H204ZM226 182V184H224ZM244 182V183H243ZM260 183L259 185H258V183ZM54 183V182H53ZM210 183V184H211ZM235 183V184H234ZM201 184H204V185H201ZM218 184H222V185H218ZM245 186H244V185ZM262 184V186L260 187V185ZM40 185V186H39ZM196 185V186H195ZM199 185H201L202 187L204 186V188H202L201 186H199ZM207 185V186H206ZM214 185H216L215 187H214ZM218 185V186H217ZM225 185H226V188H225ZM120 186H121V184H120ZM213 186V187H212ZM221 188H220V187ZM224 186V187H223ZM242 186V187H241ZM253 188H252V187ZM254 186L256 187V189L254 190ZM257 186H258V188H257ZM150 187V189H148ZM149 187H147V190H152L153 188L151 187V186H149ZM196 187H199V188H196ZM201 187V188H200ZM223 187V188H222ZM208 190H207V189ZM211 188H213L216 192L218 191V193H221L220 195H215L214 196V193H213V195L211 196V194L209 195V190H211ZM236 188H238V187H236ZM242 188V189H243ZM261 188H262V190H261ZM39 189H38V191H39ZM91 189V188H90ZM100 188H98V190H99ZM219 189L221 190L220 192H219ZM260 189V190H259ZM153 190H157V188H154ZM205 190V191H204ZM229 190V189H228ZM86 192V191H85ZM94 192V191H93ZM215 192V193H216ZM259 192V193H258ZM262 192V193H261ZM206 193H208V195L206 194ZM218 193H216V194H218ZM29 195V196H27L28 198L27 199H30L31 197H33L32 195ZM35 194H37L36 192H35ZM34 194V196H36ZM88 194V195H87ZM228 194H229V196H228ZM258 194H259V196H258ZM84 195V194H83ZM86 195L88 196V198L90 197L91 198V200H88V198L86 197ZM90 195V196H89ZM100 195H101V193H100ZM192 195H194V196H192ZM205 195V196H204ZM232 195H233V197H232ZM260 195L262 196V197H260ZM94 196V197H93ZM175 196H176V198L177 199H181L183 202H184V198H181V196H178V194H176V195H174V198H175ZM192 196V197H191ZM209 196H210V198H209ZM220 197V200H219V198L217 199V198H215V197ZM221 196H222V198H221ZM228 198H227V197ZM243 196H245V197H243ZM257 197V198H253V197ZM173 197V196H172ZM212 197V198H211ZM95 198V199H94ZM198 198V199H197ZM213 198H214V200H213ZM84 199V200H83ZM86 199V200H85ZM226 199V200H225ZM231 199H232V202H231ZM262 199V200H261ZM148 200V199H147ZM181 200H180V202H181ZM195 200H197V201H199V203H197V201L195 202ZM206 200H210V202L209 201H206ZM212 200H213V204L211 203L212 202ZM217 200H219V208L217 207L218 206V202H217ZM223 200V201H222ZM86 201V202H85ZM90 201V202H89ZM94 203V204H92V202ZM179 202V200H175L174 202ZM203 203H208V206H212L213 205V208L216 210V208H217V210L216 211H213V210H210L209 212H210V218L211 217H213V219L216 217V218H219L218 220L216 219V220H214V221H216L215 223L216 224H214V226H216V227H213V222H212V225H210L209 224V222L211 221V219H201V220H198V219H196L195 218V216H197V208L196 207H198L200 204L201 205H204V204H202V202ZM221 201V202H220ZM261 201H262V203H261ZM103 202V203H102ZM193 202L194 203H196V206H194L195 204H193ZM216 202V203H215ZM223 202V203H222ZM231 202V203H230ZM259 202V203H258ZM91 203V204H90ZM116 203H118V204H116ZM139 203H143V206H142V204L140 205ZM157 203V202H156ZM227 203H229L228 204V206L226 205ZM256 203V204H255ZM107 204V205H106ZM114 204V205H113ZM140 205V206H138V205ZM176 205H180L179 203H175ZM193 204V205H192ZM254 204L256 205V206H258V207H256L255 208V206H254ZM29 205V204H28ZM154 205H156V204H154ZM159 205H165L164 203H161V204H158V206ZM206 205V204H205ZM215 205V206H214ZM217 205V206H216ZM261 205H263V206H261ZM107 206V207H106ZM116 206H119V209H118V207L116 208ZM133 206H136V207H133ZM157 206V205H156ZM238 206H236V207H238ZM113 209H112V208ZM114 207L116 208V209H114ZM216 207V208H215ZM244 207L246 208V209H244ZM261 209H260V208ZM98 208V209H97ZM136 208V209H135ZM138 208H139V210H138ZM194 208V209H193ZM258 208V209H257ZM110 209V210H109ZM135 209V210H134ZM258 210V215H257V210ZM260 209V210H259ZM112 210V211H111ZM121 210V211H120ZM99 211V212H98ZM106 211H108V214H107V212ZM109 211L110 212H113L112 214H117L118 215V213H119V215H120V217L121 216H124V219H125V221L124 220H122V217L119 219V216H117L118 217V221H120L121 220V222H118L117 223V220L115 221V219H116V216H114V215H112V214H109ZM116 211V212H115ZM140 211H142V212H140ZM149 211V212H148ZM156 211V212H155ZM213 211V212H212ZM218 211V212H217ZM252 211V212H251ZM118 212V213H117ZM132 212H134L133 214L134 215H132ZM137 212H139V213H137ZM212 212V213H211ZM105 213H106V215H108L107 217H106V215H105ZM137 213V214H136ZM149 213H150V215H149ZM160 214V215H158V214ZM169 213V214H168ZM186 213V214H185ZM261 213V214H260ZM104 214V215H103ZM183 214V215H182ZM191 214V215H190ZM193 214V215H192ZM212 214V215H211ZM216 214V215H215ZM131 215L132 216H134V217H131ZM153 215V216H152ZM172 215V216H171ZM187 215V216H186ZM233 215V214H232ZM100 216H101V218H100ZM109 216H112V217H109ZM159 216V217H158ZM162 216V217H161ZM183 216H185V217H183ZM190 216V217H189ZM192 216V217H191ZM226 216V217H225ZM104 217V218H103ZM109 217V218H108ZM129 217V218H128ZM152 217V218H151ZM169 217H172V219H168ZM188 217V218H187ZM99 218V219H98ZM111 218H115L114 219V222H115V225L112 227L111 225H109V223L111 224V221H113ZM139 219V220H135V219ZM151 218V219H150ZM159 218H160V220H159ZM187 218V219H186ZM220 218H221V220H220ZM252 218V219H251ZM256 218V219H255ZM102 219H104V220H102ZM153 219V220H152ZM158 219V220H157ZM162 219H167L166 220V222H165V220H163L164 221V224H165V226H163L164 224H163V221H162ZM183 221H181V220ZM135 221V228H136V225H137V229L138 230H136L133 226H131L130 225V223H132V225H134L133 224V222ZM177 220H180L178 223H177ZM204 220V221H203ZM219 220H220V222H222V223H219ZM249 220V221H250ZM95 221H97V223L95 222ZM110 221V222H109ZM137 221H139V222H141L142 223V225H141V223H138ZM154 221V222H153ZM158 221V222H157ZM184 221H185V223H184ZM197 221H198V223L202 226L201 228L199 227V224H196L197 223ZM113 222V223H114ZM123 222H124V224L126 223V225H123ZM150 222H152V223H150ZM196 222V223H195ZM208 222V223H207ZM246 222V221H245ZM150 223V224H149ZM157 223V224H156ZM182 223H183V227L181 226L182 225ZM191 223H194L193 225L191 224ZM227 223H228V221H227ZM263 223V224H262ZM99 224V225H98ZM116 224L119 226V227H116ZM138 224H140L139 226H138ZM158 224H159V226H158ZM169 224V225H168ZM177 224H180L179 226H180V228L179 229H181L182 228V230L180 231L179 229H177ZM191 224V225H190ZM205 226H203V225ZM206 224H207V226H206ZM218 224H219V226H218ZM223 224V225H222ZM144 225V226H143ZM147 225H149V226H147ZM184 225H185V227H187V229L184 227ZM190 225V226H189ZM195 225H196V229H195ZM107 226H108V229H107ZM122 226V227H121ZM130 228H129V227ZM152 226H155V229H154V227H152ZM157 226V227H156ZM169 226H170V228H169ZM176 226V227H175ZM194 228H193V227ZM222 226H224L225 227V231H222L221 232V228H222ZM247 226V225H246ZM98 227V228H97ZM112 227V228H111ZM145 227V228H144ZM147 227V228H146ZM165 227V228H164ZM175 228V230H173L172 231V229H174ZM199 227V228H198ZM204 227V228H203ZM208 227H210L209 229L210 230H212V231H210V232H207V233H204V229L205 228H207L208 229ZM240 228L239 229V232L241 233H239L238 232V228ZM261 227V228H260ZM123 228V229H122ZM127 228H129V230H127ZM140 228H141V230H140ZM184 228V229H183ZM189 228H193V229H189ZM245 228L246 229H248L249 228V233L248 234H250V236L249 235H247L244 231H245ZM102 229V230H101ZM119 229L121 230H124V231H119ZM130 229H131V231H130ZM133 229H135V230H133ZM145 229V230H144ZM147 229V230H146ZM209 229H208V231H209ZM219 229V230H218ZM242 229V231H240ZM257 229V230H256ZM262 229V230H261ZM100 230V231H99ZM106 230H108V231H106ZM111 230V231H110ZM140 230V233H142V236H141V234L138 232ZM155 230V231H154ZM168 230H169V232H170V234L169 233H167L168 232ZM179 230V231H178ZM186 230H188L186 233H185V231ZM194 230V231H193ZM231 230V231H230ZM237 230V231H236ZM99 231V232H98ZM106 231V232H105ZM133 231V232H132ZM137 231V232H136ZM190 231L191 232H193V233H190ZM254 231H257L258 232V234H259V236H258V234H257V232H254ZM100 232L102 233V235L100 234ZM107 232H109V233H107ZM122 232V233H121ZM125 232V233H124ZM131 232V236H134L133 238H131V240H130V236H129V233ZM135 232V233H134ZM150 232H152V235H150ZM161 232V233H160ZM206 232V231H205ZM226 233V234H224L223 235V233ZM236 232H238V233H236ZM242 232H244L245 233V235L244 234H242ZM246 232H248V230L246 231ZM260 232V233H259ZM124 233V234H123ZM172 233H174V234H172ZM252 233V234H251ZM107 234H110V235H107ZM121 234H123L122 235V237H121ZM145 234H148V235H145ZM158 234V235H157ZM163 234H164V236H163ZM166 234V235H165ZM184 234H185V236H184ZM189 234V235H188ZM197 234V235H196ZM204 234V235H203ZM240 234V235H239ZM255 234V235H254ZM262 234V235H261ZM150 235V236H149ZM155 235V236H154ZM168 235H170V236H168ZM178 235H179V237H178ZM182 235V236H181ZM199 235V236H198ZM228 235V236H227ZM257 235V236H256ZM119 236V237H118ZM124 236V237H123ZM138 237V238H136V237ZM146 236H147V238H146ZM153 238H152V237ZM160 236V238H158ZM180 236L183 238V239H181L180 238ZM192 236V237H191ZM203 236V237H202ZM207 236V237H206ZM212 236V237H211ZM234 236V237H233ZM239 236H241L240 238H243L242 239V241L245 239L244 237L246 236H248V238L247 239H249V241L250 242H248L247 241V239H245L246 241H247V243H249V244H251V243H253L254 245H255V248H253L254 247V245L252 244V246L251 245H249V244H247V245H249L248 246V248L247 249H245V245H243L244 246V251L242 250H240L241 249V247H242V244L244 243V244H246V241H244V242H242L241 241V243H238L240 240V238L238 239V241L236 242V240H237V238ZM253 236V237H252ZM111 237V236H110ZM140 237H141V239H140ZM150 239H149V238ZM156 237V238H155ZM165 237V238H164ZM195 237V238H194ZM197 237H198V239H197ZM202 237V238H201ZM255 237H257L256 238V240H258L259 238H261V240L259 239L258 241H253V240H251V239H253L254 238V240H255ZM259 237V238H258ZM104 238V237H103ZM114 238H115V240H114ZM121 240H119V239ZM144 238V239H143ZM156 240H155V239ZM167 238V239H166ZM193 238V240H191ZM211 238H213V239H211ZM221 238V239H220ZM222 238H227V240H225L224 242H227V246H232V250L231 249H229L230 247H226L225 246V248H227V249H229V251L227 250L226 251V249H224V251L223 252H221L222 251V247H221V249H220V247H218L219 245H221V243H222V241H220V240H222ZM232 239L233 241H232V243H234L235 242V244H237V246H235V244H232L228 239ZM234 238V239H233ZM135 239V240H134ZM140 239V240H139ZM146 239V240H145ZM153 239V240H152ZM160 239H162V240H160ZM179 239L181 240V241H179ZM230 239V240H231ZM236 239V240H235ZM107 240V239H106ZM138 240V241H137ZM152 242H154V244L153 243H151L150 241ZM164 240H167V242L166 241H164ZM176 240H178V241H176ZM190 240H191V242H190ZM197 240V241H196ZM209 240V241H208ZM126 241V242H125ZM130 243H129V242ZM135 243H134V242ZM145 241V242H144ZM160 241H161V243H160ZM202 241V242H201ZM206 241H208L207 243H206ZM108 242V241H107ZM119 242V243H118ZM128 242V243H127ZM143 242V243H142ZM149 242V243H148ZM163 242H165L164 244H162ZM168 242H171V243H168ZM195 242V243H194ZM200 242H201V244H200ZM204 242V244H202ZM215 242V243H214ZM258 242V243H257ZM261 242V243H260ZM116 243H118L117 245H116ZM122 243V244H121ZM127 243V244H126ZM147 243V244H146ZM158 243H159V246H157L158 245ZM168 243V244H167ZM174 243V244H173ZM180 243V244H179ZM193 244V245H195V246H191V244ZM206 243V244H205ZM231 243V245H229V244ZM256 243V244H255ZM263 243V244H262ZM125 244V245H124ZM132 244V245H131ZM135 244V245H134ZM138 244V245H137ZM151 244V245H150ZM157 244V245H156ZM178 245L177 247L176 246H174V245ZM189 244V246L187 247V245ZM199 244V245H198ZM123 245V246H122ZM147 245H150V246H147ZM155 245V246H154ZM165 245V246H164ZM181 245H183V246H181ZM259 245V246H258ZM262 245V246H261ZM163 246V247H162ZM166 246H167V248H166ZM180 246V247H179ZM198 246H200V249L198 248ZM204 246V247H203ZM210 246V247H209ZM234 246V247H233ZM121 247L123 248V250L121 249ZM128 247V248H127ZM165 247V248H164ZM172 247H176L175 248V250H176V254H175V251H174V253H173V251H171V248ZM184 247V248H183ZM192 247V248H191ZM194 247V248H193ZM216 247H217V249H216ZM239 247H240V249H239ZM249 247H252L253 249H251V248H249ZM126 248H127V251H126ZM156 250H155V249ZM161 248L164 250V251H162L161 250ZM174 248H172V249H174ZM177 248H179V250L177 249ZM182 248V249H181ZM185 248H187L188 249V251H187V249H185ZM191 248V249H190ZM195 248H197V249H195ZM204 250H203V249ZM235 248H238V249H236L235 250ZM153 249V250H152ZM160 250V251H158V250ZM170 249V251L169 252H171V254H169L168 253V251L166 252V250H169ZM209 249V250H208ZM249 249V250H248ZM115 250V249H114ZM178 250V251H177ZM193 251V250H195V251H193V252H191V251ZM198 250V251H197ZM230 250H231V252H230ZM245 250H246V252H245ZM258 250V251H257ZM150 251V253H147V252H149ZM153 251H154V254H153ZM156 251V252H155ZM162 251V252H161ZM180 251H182V252H180ZM197 251V252H196ZM217 251H219V252H217ZM227 253H226V252ZM237 251V252H236ZM242 253H241V252ZM120 252V253H119ZM159 252H161L162 254H160V256H159V254L158 253ZM235 253L236 252V254L238 253L239 254V256L238 255H236V254H231V253ZM259 252V253H258ZM156 253V254H155ZM165 254V256H166V253H168L169 254V257H168V254H167V256L166 257H164V256H162V255H164ZM179 253V254H178ZM180 253H182L181 255L183 256H181L180 255ZM188 253H191V254H189L188 255ZM229 253V254H228ZM174 254V255H173ZM178 254V255H177ZM211 254H213V255H215V257H212V256H208V255H211ZM224 256H223V255ZM226 254H228V255H226ZM233 255V256H231V255ZM242 254V255H241ZM128 255H131L130 253L128 254ZM134 255H136V254H133V256L131 255L130 257H132L133 259H135L136 258V256H139V255H136L135 257H134ZM157 255L159 256V257H157ZM172 255V256H171ZM184 255H186V257H184ZM196 255V256H195ZM200 255V256H199ZM221 255V256H220ZM226 255V256H225ZM230 255V256H229ZM244 255V256H243ZM259 255V256H260ZM149 258H148V257ZM175 256V257H174ZM178 258H177V257ZM190 256V257H189ZM239 258H238V257ZM240 256H241V258H240ZM222 257L223 258H228L227 260H225V263H223V261H221V260H223L222 259ZM230 257H232L231 259V261H230ZM155 258H156V260H155ZM171 259L173 262H169V260H167V259ZM201 258V259H200ZM216 258V259H215ZM243 258V259H242ZM262 258V259H261ZM137 259V261H139L140 259H138V257L136 258ZM135 259V260H136ZM185 259V260H184ZM239 259V260H238ZM242 259V260H241ZM244 259H245V261H244ZM248 259L250 260L251 259V261H248ZM260 259V260H259ZM116 260H117V258H115V257H113V264H117V262H116ZM149 260V261H150ZM154 260H155V262L156 263H154ZM165 260H167V261H165ZM170 260V261H171ZM194 260V261H193ZM201 260V261H200ZM211 260H214V261H211ZM218 260V261H217ZM114 261H115V263H114ZM141 261V260H140ZM148 261V262H149ZM165 261V262H164ZM179 261V262H178ZM183 261V262H182ZM232 262V264H236V263H239V262ZM247 261H248V263H247ZM255 261H257V263L259 264H263V262H264V257H257V259L255 260ZM254 261V262H255ZM164 262V263H163ZM198 262V263H199ZM208 262V263H207ZM215 262V263H214ZM150 263V262H149ZM197 263V264H198ZM218 263V264H219ZM252 264V263H251ZM255 264V263H254Z\"/></svg>", "mask_w": 264, "mask_h": 264}]
</instances>
